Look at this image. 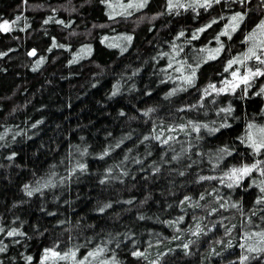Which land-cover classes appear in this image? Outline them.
Returning <instances> with one entry per match:
<instances>
[{
    "label": "trees",
    "instance_id": "1",
    "mask_svg": "<svg viewBox=\"0 0 264 264\" xmlns=\"http://www.w3.org/2000/svg\"><path fill=\"white\" fill-rule=\"evenodd\" d=\"M142 2L0 0V264H264V0Z\"/></svg>",
    "mask_w": 264,
    "mask_h": 264
},
{
    "label": "snow or ice",
    "instance_id": "2",
    "mask_svg": "<svg viewBox=\"0 0 264 264\" xmlns=\"http://www.w3.org/2000/svg\"><path fill=\"white\" fill-rule=\"evenodd\" d=\"M218 3L219 0H203V3L201 4L202 7H210L212 3ZM147 3V0H143L142 3H140L138 5V7H143L144 4ZM175 7V5L171 2V0H169V8H173ZM243 16L239 13H237L235 16L231 17V20H230V24L226 26V30L224 32H222L220 35H230V32L228 31V29H231V31H235L236 30V27L239 25L240 21L243 20ZM20 19L19 17H17V20ZM47 22V21H46ZM213 23H215V21H213ZM211 25H206L205 28L207 27H210ZM258 29L264 33V21L261 22L260 25L257 26ZM0 30L2 31H10L11 30V26L9 25V23L7 21H5L3 24H0ZM204 31V28H201L198 30V32H202ZM180 35H183V33H181ZM251 38V37H249ZM127 40H131V37H126ZM193 39H196V36L194 35L193 36ZM217 41L219 42V36H217ZM55 43L53 44V47H55ZM223 48V45H220V47L216 48V49H212L211 52L214 53L213 55H210L208 58L209 59H215L216 56L219 55L221 49ZM90 51V50H89ZM203 51V50H202ZM35 54V50H33V52H30L29 55H34ZM0 55H3V53H0ZM253 56H256L255 52L253 49H249V54H245L244 55V58L243 60H240V59H233L231 61H229V64H228V67L230 68L232 64H235V63H243L244 61L250 59L251 57ZM257 60L260 61V63L264 64V60H260L259 57H256ZM72 62H75V61H72ZM43 63V58H41V60H39L37 62V67H39V65ZM169 67H171V65H169ZM197 67H199V65H197ZM179 71V69H177ZM228 68L225 69V71H227ZM264 75V72H262L259 68L256 69V71H252L251 69H249L243 76H240L238 71L236 72H232V76L234 78L233 81H227V82H224V86L217 89L215 85H212L210 84L208 86L209 89H212L213 91L217 92V94H220V93H223V92H226V91H235V89L237 87H239V84L242 83L246 86H251L250 85V81L254 78V77H257V76H262ZM195 76H196V69L193 68L192 71H191V75L189 76H183L181 77V79H183L184 83L186 85H192L194 82H195ZM239 81L238 83L236 81ZM179 90H183V89H174L173 92H170L168 95H173L176 91H179ZM262 92H264V89H261ZM209 92L208 90L206 89L205 90V95H208ZM149 111H152L151 109H149ZM221 111L223 112H227V113H230L231 112V109L230 108H226V109H221ZM147 114V113H145ZM204 127H207L206 125ZM250 128L252 127L251 125L249 126ZM209 131L211 132H215L217 131V129H209ZM261 132H264V129H261L260 130ZM2 138V137H0ZM157 139H159V137L157 136L156 137ZM249 140L252 142V147L254 150L256 151H259V149L261 147H264V139H262L260 141V143H257L251 134H249ZM147 139V137H146ZM166 143V141H165ZM224 151V150H222ZM107 153H105L106 155ZM259 163V162H258ZM257 165L254 164L252 165L251 167L249 166H243L241 168H233L231 169L230 173H226V176H228V178L230 180H233V183H238L240 179H243L244 176L248 175V173H250L252 171L253 168H256ZM80 168L81 170L84 169V166L83 165H80ZM201 180H204V179H213L212 177H200ZM223 182V181H222ZM229 187H232L233 185L232 184H229L228 185ZM26 190H27V186H26ZM37 189H33V190H28V194L29 195H32V192L33 191H36ZM262 192H264V188L261 189ZM185 199H188L187 197ZM260 202V201H258ZM105 207H108V205H105ZM101 211H103V209H101ZM199 228V226H197ZM0 231H2V229H0ZM16 234V231L13 230L11 232L8 233L9 236H12V235H15ZM185 248H187V245H185ZM255 249H249V251H254ZM0 251H4V248L3 247H0ZM103 251V250H101ZM48 253H51L52 256L54 257H59L60 259H66L67 258V255L65 256H60L59 253H56L54 251H52L51 249H47L45 250V257L44 259H48ZM74 255V253H73ZM89 255H95V253H90ZM133 255H136V256H142L143 254L142 253H139V252H136V253H133ZM28 259L30 260L31 257H28ZM242 259H247V257H242Z\"/></svg>",
    "mask_w": 264,
    "mask_h": 264
},
{
    "label": "rangeland",
    "instance_id": "3",
    "mask_svg": "<svg viewBox=\"0 0 264 264\" xmlns=\"http://www.w3.org/2000/svg\"><path fill=\"white\" fill-rule=\"evenodd\" d=\"M129 1V0H128ZM175 133V129L174 128H169V132H168V134H170V135H172V134H174ZM198 230V227H193L191 230H189L190 231V233H194V232H196ZM182 234V232H180V233H178V235L180 236ZM172 248H175L172 244H166V245H163V246H158V247H156V252L157 253H163V252H166L167 250H170V249H172ZM157 256V255H156ZM156 259H157V257H156ZM156 259H153V262H155L156 261ZM107 264H109V263H107Z\"/></svg>",
    "mask_w": 264,
    "mask_h": 264
},
{
    "label": "water",
    "instance_id": "4",
    "mask_svg": "<svg viewBox=\"0 0 264 264\" xmlns=\"http://www.w3.org/2000/svg\"><path fill=\"white\" fill-rule=\"evenodd\" d=\"M30 52H33V50H30V51L28 52V55H29ZM29 56L32 57L33 55H29Z\"/></svg>",
    "mask_w": 264,
    "mask_h": 264
}]
</instances>
